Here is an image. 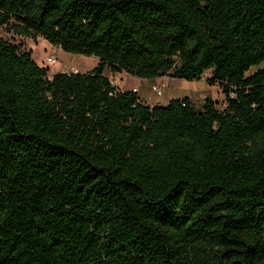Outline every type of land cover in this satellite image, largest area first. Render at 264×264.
<instances>
[{
	"label": "trees",
	"instance_id": "trees-1",
	"mask_svg": "<svg viewBox=\"0 0 264 264\" xmlns=\"http://www.w3.org/2000/svg\"><path fill=\"white\" fill-rule=\"evenodd\" d=\"M2 28L99 62L49 76L0 37V264H264V0H0Z\"/></svg>",
	"mask_w": 264,
	"mask_h": 264
},
{
	"label": "rangeland",
	"instance_id": "rangeland-1",
	"mask_svg": "<svg viewBox=\"0 0 264 264\" xmlns=\"http://www.w3.org/2000/svg\"><path fill=\"white\" fill-rule=\"evenodd\" d=\"M0 37L21 44L22 49L30 50L33 58L40 65L49 68V76L60 71L86 72L93 69L99 62L96 56L63 52L62 49L53 46L42 37L37 39L23 37L9 33L5 28L0 29ZM260 67H264V62ZM257 68L259 67H253L251 72L256 71ZM105 75L121 90L140 89V93L139 90L138 93L141 99L148 103H165L169 102L167 100H170V98L185 96L191 97L197 106L201 105L207 96L217 100L219 104H224L225 102L222 88L219 85H209L207 83L206 78L210 76V72H207L204 78L194 81L167 76L151 79L139 78L126 72L112 73L108 69L105 70ZM152 85L161 88L163 95L158 96L153 91Z\"/></svg>",
	"mask_w": 264,
	"mask_h": 264
},
{
	"label": "built area",
	"instance_id": "built-area-1",
	"mask_svg": "<svg viewBox=\"0 0 264 264\" xmlns=\"http://www.w3.org/2000/svg\"><path fill=\"white\" fill-rule=\"evenodd\" d=\"M135 91H138L137 88H134ZM153 91H155V93L158 95V96H161L163 95V90L161 88H159L158 86H153Z\"/></svg>",
	"mask_w": 264,
	"mask_h": 264
},
{
	"label": "crops",
	"instance_id": "crops-1",
	"mask_svg": "<svg viewBox=\"0 0 264 264\" xmlns=\"http://www.w3.org/2000/svg\"><path fill=\"white\" fill-rule=\"evenodd\" d=\"M63 51V50H62ZM64 52V51H63ZM165 77V76H164ZM154 85V84H153ZM152 85V86H153ZM136 87V86H135ZM139 90V93H140V89H138ZM138 93V94H139ZM170 99H172V98H170ZM167 101H169V100H167ZM148 103V102H147ZM157 103H160V102H157ZM166 103H168V102H165V103H161V104H166ZM148 104H150V105H154V104H156V103H148Z\"/></svg>",
	"mask_w": 264,
	"mask_h": 264
}]
</instances>
